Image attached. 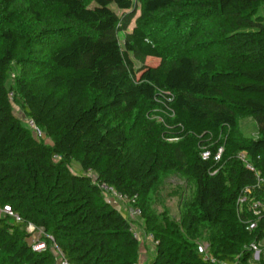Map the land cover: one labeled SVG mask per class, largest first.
<instances>
[{
	"label": "trees",
	"instance_id": "1",
	"mask_svg": "<svg viewBox=\"0 0 264 264\" xmlns=\"http://www.w3.org/2000/svg\"><path fill=\"white\" fill-rule=\"evenodd\" d=\"M138 2L141 14L131 26V0H0V73L17 75L9 88L0 80V207L9 205L22 218L0 215V264H54L51 247L31 249L27 223L52 236L68 264H139L130 212L107 203L98 183L137 197L157 242L148 264H212L191 242L202 228L213 231L212 258L251 263L245 247L264 238V211L249 230L256 218L247 208L264 203V0ZM43 4L59 9L62 24L45 19ZM175 9L174 22L188 28L181 48L213 19L222 35L218 50L211 51L214 40L183 52L175 43L163 47L166 37L157 36L172 19H160ZM146 59L159 63L147 66ZM33 75L43 89L35 88ZM10 93L51 145L11 114ZM144 106L171 115L176 143L157 136L152 147L144 145ZM242 116L255 121L257 138L241 135ZM212 141L223 147L221 160L203 161L201 147ZM165 157L193 189L180 202V223L150 206ZM72 162L81 174L70 172ZM246 188L250 203L241 209L236 201Z\"/></svg>",
	"mask_w": 264,
	"mask_h": 264
},
{
	"label": "rangeland",
	"instance_id": "2",
	"mask_svg": "<svg viewBox=\"0 0 264 264\" xmlns=\"http://www.w3.org/2000/svg\"><path fill=\"white\" fill-rule=\"evenodd\" d=\"M133 2L135 8H136V15L133 21L131 22V26L135 24L136 18H138L141 14V4L138 2V0H131ZM94 2L90 1L89 7H93ZM21 4L18 5L17 8H21ZM111 8L117 12L118 15H122V12L116 8L115 5H111ZM43 12L44 17L48 22H54L57 24H62L60 21L59 15L60 11L59 9L50 6V5H44L43 4ZM180 12V9H175L168 11L161 17L160 20L164 19H172L171 23L169 24L168 28L165 29V31H162L160 26H154L152 27L155 31H160L159 35L157 36L158 39H161L163 36L166 37V40L163 44V47L169 46L173 43L178 44L177 50L183 52L185 50H188L191 48L193 44H196L198 41L201 40H214V49L211 51H217L219 44L222 39L221 31L219 29V24L213 21V19H210L204 23L199 32L198 36H196L190 43L183 44V47L180 46L181 38L186 36L187 34V27L186 24L180 25L179 23L174 22L175 16ZM159 20V19H158ZM119 41L122 44L123 41V34L120 33L118 35ZM195 50H193L191 53L194 54ZM202 54V53H201ZM200 55V54H198ZM159 63V60L156 59H146L144 62V65L147 66H156ZM134 66L136 69L141 67V64L134 60ZM44 70H41L40 72H43ZM15 72H11L8 76L3 75L0 73V80L7 88L14 86V79L16 77ZM34 76V75H33ZM40 75L34 76V86L37 89H43L42 82L40 80ZM9 107L11 109V114L20 121L22 125H25V115L23 114L20 105L16 103L12 98L7 96ZM134 116V115H133ZM139 117H141L145 122L148 124L146 125L144 138H142L143 143L145 146L152 147L154 145V142L156 141V137L158 136L160 140L165 144H174L177 142V139L173 137V130L172 126L170 124V120L172 119L171 115L164 110L163 108L159 106L155 107H147L144 106L141 110V113L139 114ZM150 123V124H149ZM239 131L243 137L246 138H257V129L255 121L249 117V116H242L239 119ZM42 143L51 145V141L43 137L42 140H40ZM221 146V143L218 142H209L207 145L201 147L202 150H208L212 156L215 155L218 148ZM165 151V149H164ZM57 161V160H55ZM69 170L72 173H78L81 174V169L78 166L76 162H72L69 166ZM162 178L160 181V184L158 188L156 189V192L153 194V199L150 201V206L153 210V212L157 215L159 214H165L169 218L174 219L178 223L182 220L183 211L180 208V202L182 199L184 201H187L191 198L192 195V186L189 183H186L183 178L176 172H174L171 168V163L169 162L168 157L164 158V166L162 169ZM87 176L93 181V183H96V176L93 173L87 174ZM111 205L114 207H119L122 210H126L128 213L131 210L139 209L140 212L142 211L136 202H129L124 201L119 198H114L113 196H110ZM264 208V203H263ZM131 218V224L133 225L134 229L136 230V233L138 235V242L140 243V253H141V259L139 264H148L149 255L155 254V245L153 244V237L151 234H148L144 225V218L142 217V213L140 215H130ZM41 234L37 233L35 235H30L28 239V244L30 245L31 242L35 239H44L48 234H46L43 230H41ZM213 231L210 229H201V234L197 236L196 238L192 239L191 242H193L196 250L201 254H209V247H210V238L212 236ZM51 244H48V248L51 247ZM54 264L57 263V259L55 258Z\"/></svg>",
	"mask_w": 264,
	"mask_h": 264
},
{
	"label": "built area",
	"instance_id": "3",
	"mask_svg": "<svg viewBox=\"0 0 264 264\" xmlns=\"http://www.w3.org/2000/svg\"><path fill=\"white\" fill-rule=\"evenodd\" d=\"M9 97L12 98V94H9ZM25 124L26 126L31 130L33 136L37 139H41L44 137V134L42 132V130L36 125V123L34 122L33 119H25ZM222 153H223V147L220 146L218 148V150L216 151L215 155L212 156L211 153L208 150H202L200 153L201 159L203 161H208V160H212L214 162H218L221 160L222 157ZM55 159H57V157H54ZM238 160H240L244 167L248 170H252L254 171L253 167L250 165L247 155L245 153H239L237 155ZM257 180L258 183L261 182V179L259 178V176L257 175ZM98 189L100 190L102 196L105 198L106 202L111 204L110 201V196H113L114 198H119L121 200L124 201H129V202H135L137 197H133L131 199H128L126 197H122L121 195H119L113 188H111L110 186H108L105 183H98L97 184ZM251 194V189L250 188H246L242 191V193L240 194V196L238 197L236 204L239 208H243L245 205H247L248 203H250V199L249 196ZM248 211L253 215L254 218H256V220L253 221H249L248 222V229L249 230H254L257 226V220L260 218V216L262 215V212L264 211L263 208V203L261 201H254L252 204L247 206ZM140 210L139 209H135V210H131L130 211V215H140ZM0 215H5L8 217L13 218L16 222H21L22 218L15 212H13L12 208L9 205H3L2 207H0ZM130 232H132L134 238H136L137 240L138 235L136 233V230L134 229L133 225L131 224L130 226ZM26 232L29 235H35L37 233L41 234V229L36 228L32 223H27L26 224ZM48 242L51 244V248L52 250L55 252L56 255V259H57V263L58 264H68V262L64 259L63 254L61 253V251L59 250V248L57 247L54 238L50 235H47L44 239H35L31 242L30 247L34 252H38V253H44L48 250ZM153 244L156 246L157 242H155L154 240L152 241ZM246 250H248L251 253L252 259H251V263L250 264H257L258 261L260 260V258L262 257L264 259V238L262 240L259 241H254L252 243H250L248 246L245 247ZM204 256V260L205 261H209L212 264H225L221 261H217L216 259L212 258L209 254H203ZM233 264H238V262H234Z\"/></svg>",
	"mask_w": 264,
	"mask_h": 264
}]
</instances>
